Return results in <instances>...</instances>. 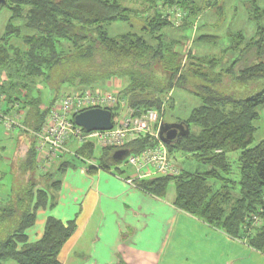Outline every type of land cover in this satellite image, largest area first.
Here are the masks:
<instances>
[{
	"label": "trees",
	"instance_id": "trees-1",
	"mask_svg": "<svg viewBox=\"0 0 264 264\" xmlns=\"http://www.w3.org/2000/svg\"><path fill=\"white\" fill-rule=\"evenodd\" d=\"M142 1L147 5L145 12L124 6L121 0H6L0 13L6 9L10 19L0 39V77L7 74L9 84H4L2 92L6 93L9 103L22 102L26 115L24 125L38 133L58 98L46 106L41 97L35 96L40 88L36 81L54 91L67 86L93 88L119 77L126 81L123 97L128 99V107L135 110L162 111L166 96L176 88L185 90L200 103L185 124L188 128L196 126L199 133L189 131V136L168 147L172 154H192L210 167V171L203 174L183 171L179 177L145 179L137 186L143 192L164 198L170 183L174 182L176 207L180 211L233 238H246L250 246L262 251L264 140L251 146L260 130L264 109V61L236 70L240 59L224 68L219 59L190 53L187 59L198 65L192 63L186 69L181 48L173 51L166 44L167 31H173L174 26L157 3L162 1L164 8H178L187 14L182 30L189 29L202 14L213 11L217 17L214 27L219 30L226 16L223 0H205L203 6L194 0ZM249 12L256 13L255 17L251 16L257 25L255 38L248 40L238 33L236 42L224 53H240L244 57L255 52L262 59L264 26L259 21L264 19V8L257 3ZM139 15L144 17L142 27L133 21ZM116 23L128 24L130 31L111 37L107 29ZM15 40L22 47L13 45ZM219 41L217 35L201 34L196 46L216 45ZM159 66L166 76L155 73ZM19 89L28 91L25 99L21 98ZM44 105L47 108L43 111ZM22 140L8 171L12 176L10 190L6 200L0 201V264H60L62 250L77 232L76 222L64 224L54 216L48 217L44 235L36 242L29 241V230L36 225L39 210L53 211L57 204L62 181L55 179V175L62 178L74 168L75 162L65 161L47 174L39 172L37 138L32 135ZM149 146L150 140L140 137L125 149L132 155ZM237 151L241 152L238 184L229 177L228 158L229 153ZM95 152L94 144L88 142L77 154L93 159ZM116 152L111 148L102 150L98 157L102 170L122 172V161L113 158ZM212 180L224 186L215 191ZM253 215H261L263 223L247 237Z\"/></svg>",
	"mask_w": 264,
	"mask_h": 264
},
{
	"label": "crops",
	"instance_id": "crops-1",
	"mask_svg": "<svg viewBox=\"0 0 264 264\" xmlns=\"http://www.w3.org/2000/svg\"><path fill=\"white\" fill-rule=\"evenodd\" d=\"M125 86L126 81L117 77L94 87L123 93ZM74 89L83 91L84 88ZM174 92L165 97L164 103L169 99L173 106ZM168 104L164 116L170 107ZM45 108L42 106L43 111ZM261 118L260 128L264 123V109ZM27 132L12 139L2 133L12 144L0 141V162L7 164L0 178V201L6 200L11 187L12 176L8 171L17 145L33 135ZM7 152L10 155H6ZM68 160L81 166L75 165L77 170L70 168L60 178L62 188L55 208L39 210L37 223L29 230V241L36 242L44 235L48 217L54 216L64 224L76 222L77 232L62 250L60 264H264V250H257L247 240L233 238L196 216L180 211L175 202L176 185L170 187L174 182L170 183L166 197H155L138 188L137 183L143 180L136 179L134 170L132 175L125 174L123 167L120 168L123 173L107 172L100 168L95 157L84 159L75 154L64 156L51 171ZM87 160L96 161L95 166H90ZM7 177L8 181L2 184ZM125 179L134 180L135 184L130 185ZM89 187V192L93 190V199L88 218L83 221L79 217L84 211Z\"/></svg>",
	"mask_w": 264,
	"mask_h": 264
},
{
	"label": "built area",
	"instance_id": "built-area-1",
	"mask_svg": "<svg viewBox=\"0 0 264 264\" xmlns=\"http://www.w3.org/2000/svg\"><path fill=\"white\" fill-rule=\"evenodd\" d=\"M172 26L181 27L186 19L185 12L174 8L164 13ZM181 25V26H180ZM3 81V80H1ZM4 82L0 83V125L5 128L9 137L18 136L22 131H29L37 138L36 150L39 172L50 173L51 169L69 154H77L86 143L92 142L102 150L115 149L120 151L126 145L140 137L150 140L151 146L138 154H129L120 168H131L136 171V179H156L157 177H179L183 172L178 158L169 150L160 137V129L164 124L163 116L158 110H135L128 107V99L122 92H114L101 87L85 88L74 91L57 100L52 105L43 127L38 133L24 126L25 111L22 102H8L6 93L2 92ZM101 109L112 112L113 128L108 131L86 132L75 122V117L85 111ZM90 166L96 161L87 160ZM145 174H142L143 171ZM133 185L134 180L125 179ZM264 210L261 211V214ZM261 215H253L249 221L247 237L261 227ZM245 240H247L245 238Z\"/></svg>",
	"mask_w": 264,
	"mask_h": 264
},
{
	"label": "rangeland",
	"instance_id": "rangeland-1",
	"mask_svg": "<svg viewBox=\"0 0 264 264\" xmlns=\"http://www.w3.org/2000/svg\"><path fill=\"white\" fill-rule=\"evenodd\" d=\"M197 2V4H199L200 6H203L205 3V0H194ZM207 1V0H206ZM208 1H212V0H208ZM122 4L124 6H128L134 10H139V11H144L147 8V5L144 4V2L142 0H121ZM256 2V3H255ZM224 3V10H225V17H224V22L220 25V29L217 30L216 27H214L217 23V17H215L213 15V11H207V13H204L201 15V18L199 20L196 21V23L192 26H190L189 29H185L182 30V26L181 27H173V31H170L168 29L167 32H169L165 38L166 40V44L171 47L173 49V51L180 49L182 51L183 54V66H185L184 62L187 63L186 64V69L188 68V66L192 63H194L195 65H198V62L192 60H189V58L187 59V56L191 53V54H196V56L198 55V57H207L209 58H214V59H219L220 61H222V66L224 68L229 67L231 65V63L233 62V60L236 59H240L241 62L239 63L238 66H236V70H241L243 68H245V66L247 65H255L256 63L260 62V61H264V57L262 59H258L256 56L255 52H251L248 55L241 57L240 53L237 54H231V53H224L225 49H227L228 47H232L233 43L236 42L237 38H236V34L238 33H242L244 34V36L248 39L251 40L253 38H255V33L257 31V25H256V21L255 19L252 20L253 17L256 16V13L251 14L250 9H254L255 5L258 3V5L261 8H264V0H223ZM157 6L162 9L163 13H167L169 11H172L173 9L171 8H164L165 6L162 4V1L157 3ZM162 7V8H161ZM178 9V8H176ZM181 10V9H179ZM182 11V10H181ZM145 12V11H144ZM183 12V11H182ZM186 14V13H185ZM187 15V14H186ZM252 16V18H251ZM137 17V16H135ZM139 19H133L135 25L138 27H142L143 25V18L141 17V15L138 16ZM10 19V13L9 11H7L6 9L1 10L0 13V39L2 38L6 26H7V22ZM219 20V19H218ZM259 24L261 26H264V19H261L259 21ZM180 28V29H179ZM109 30V34L111 37H115L118 34H125L128 31H130L129 25L127 24H121V23H116L113 26L108 27ZM214 34L217 35L220 38V41L216 44V45H202V44H198L196 46V40L198 35L201 34ZM13 45L18 46V47H22L20 45V42L18 40H15L12 42ZM190 61V63H189ZM185 69V70H186ZM156 74L159 75V77H164L166 76L165 74V70L162 69L161 66L157 67L155 70ZM3 80V81H1ZM194 81H197L196 79H194ZM4 82L5 86L7 84H9L8 81V76L7 74H2L0 77V83ZM36 81L37 85H39L38 87L39 90L38 92L36 91L35 96H39L42 99V102L46 105L49 106L50 102L56 98H58V100H60L61 97L70 94L71 92L75 91L74 88H69L68 86L60 89V90H51V89H46L45 86H43L41 82ZM199 82V81H197ZM37 87V86H36ZM38 89V88H37ZM20 90V89H19ZM18 90V91H19ZM244 91V90H242ZM21 92V98L25 99V96L28 94V91L26 90H20ZM240 92V91H238ZM174 101H173V106L170 105V101L168 102V106L167 107V111L165 113L164 116V124L168 123V124H177L179 121H184V125L186 128H188V126L185 124L186 120L189 118V115L192 113V111L196 108L200 106V103L198 101V99L192 95H190L188 92H186L183 89H179L176 88L175 92H174ZM172 98V100H173ZM171 100V101H172ZM162 114V111H160ZM26 118V117H25ZM263 122V121H262ZM44 124V122H43ZM42 124V126H43ZM264 123H262V128H260L258 134L255 137V143L251 146V147H255L257 145H259V143L264 140ZM261 125V124H259ZM25 126V125H24ZM26 127V126H25ZM189 131L194 132V133H199V129L196 126H191L190 128H188ZM5 128H2L0 125V141H5V144H9L11 145L12 142L9 141L5 135L2 134L3 132H5ZM23 133L27 132V131H22ZM9 137V136H8ZM13 138V137H10ZM8 150L10 151V148H8ZM79 152V150L77 151V153ZM102 153V150L97 147L96 148V152L94 157L96 159H98L97 157H99ZM240 151L237 152H231L229 153V162H230V166H231V175L229 176L233 182L237 183L240 181V165H239V158L241 156ZM6 155H10L8 152L6 153ZM178 158V162L181 168L184 169V171L191 173V172H199L201 174L210 171V167L206 166L204 163L199 162V160L193 156L192 154H185V153H178L175 154ZM21 159V158H19ZM18 160V159H17ZM17 162L15 163L14 166H16ZM78 168L81 166L80 164H75ZM74 165V170L76 168V166ZM13 166V165H12ZM125 169V174H130L132 175L133 170L135 171V169H130V168H124ZM5 170H7V164L0 162V178L3 177V172L5 173ZM77 170V168H76ZM136 172V171H135ZM134 172V173H135ZM145 170L142 172V174H145ZM7 174V173H6ZM89 176V175H88ZM63 178V177H62ZM7 179H9V177H7L5 179L4 182H2V184H5L6 181H8ZM55 179H60V176L57 174ZM213 190L218 191L220 190L224 185L222 184V182L220 181H211L210 182ZM92 186V184L90 185V187ZM90 187L87 190V195L84 198V203H83V210L81 215H80V220H86L88 217V211L91 208L90 202L92 201V197H91V192L93 190H90ZM170 187H174L175 188V184L172 183L170 185ZM89 192V195H88ZM82 221V223H83Z\"/></svg>",
	"mask_w": 264,
	"mask_h": 264
},
{
	"label": "water",
	"instance_id": "water-1",
	"mask_svg": "<svg viewBox=\"0 0 264 264\" xmlns=\"http://www.w3.org/2000/svg\"><path fill=\"white\" fill-rule=\"evenodd\" d=\"M7 4L6 0H0V7ZM75 122L86 132L108 131L113 128L112 112L101 109L89 110L75 117ZM189 129L184 123L163 124L160 129V137L165 144H172L181 138L189 136ZM130 152L126 149L117 151L113 158L121 162Z\"/></svg>",
	"mask_w": 264,
	"mask_h": 264
}]
</instances>
